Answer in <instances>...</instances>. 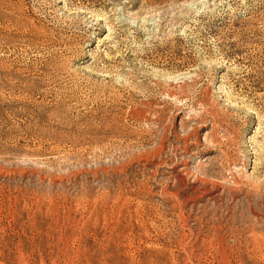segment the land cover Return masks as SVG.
I'll use <instances>...</instances> for the list:
<instances>
[{
  "label": "rangeland",
  "instance_id": "rangeland-1",
  "mask_svg": "<svg viewBox=\"0 0 264 264\" xmlns=\"http://www.w3.org/2000/svg\"><path fill=\"white\" fill-rule=\"evenodd\" d=\"M0 264H264V0H0Z\"/></svg>",
  "mask_w": 264,
  "mask_h": 264
}]
</instances>
